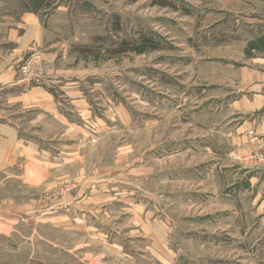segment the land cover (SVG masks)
<instances>
[{"label":"rangeland","instance_id":"374dc122","mask_svg":"<svg viewBox=\"0 0 264 264\" xmlns=\"http://www.w3.org/2000/svg\"><path fill=\"white\" fill-rule=\"evenodd\" d=\"M261 3L0 0L5 22L33 13L43 33L9 87L52 94L67 123L34 126L30 95L0 102L38 149L0 169V264H264L248 181L264 146L241 140L231 106L264 72Z\"/></svg>","mask_w":264,"mask_h":264},{"label":"crops","instance_id":"0c3cea01","mask_svg":"<svg viewBox=\"0 0 264 264\" xmlns=\"http://www.w3.org/2000/svg\"><path fill=\"white\" fill-rule=\"evenodd\" d=\"M260 1L262 5L259 9V16L263 17L264 0ZM5 14L4 12L3 14L0 13V102L4 103L8 99L12 103L15 102L10 107H19L23 98L30 95L34 98L35 108H39L40 114H42L39 118L37 116L35 117L36 120L42 121V123H36L34 126H42L46 120H55L57 123H62L63 125L67 124L64 121L66 117L58 113L60 111V105L56 103L57 101L55 102L52 94L46 92L39 93L37 91L39 87L32 88L30 90L32 93L30 94H28V91H19L17 89L15 90V87H9L12 86L18 77L16 69L19 60L18 56L30 48L32 43L39 42L43 33L35 14L26 12L17 22H14L16 21L14 19L13 21L5 22ZM10 14L13 15V13L9 12L6 15ZM258 21L262 23L264 19L259 18ZM260 36L264 39V33ZM260 51L264 50L260 49ZM262 61L264 63V59ZM249 73L248 79L243 78L244 80L238 88V93L235 95V99L231 104L234 115L239 118L236 131L237 135L241 136V140L245 141L251 135L253 138L256 137L255 141L260 146H264V72L255 69ZM37 96L44 97L38 99ZM4 119L1 115L0 122L4 124L0 126V169L11 167L23 158L30 160V156L34 157L38 153V149L36 150L35 146L24 143L25 140L28 143L27 140L31 137L25 136L24 140L22 138L24 134L20 136V131L17 132L16 128L11 126V124L5 128V123H8V120L4 122ZM25 163L27 165V162ZM33 165L34 168L39 166L37 163ZM248 178L253 191H257L264 202V192H260L264 180V167L255 169ZM238 185L239 182L235 190H240ZM261 195L263 196L261 197Z\"/></svg>","mask_w":264,"mask_h":264},{"label":"trees","instance_id":"16d2710c","mask_svg":"<svg viewBox=\"0 0 264 264\" xmlns=\"http://www.w3.org/2000/svg\"><path fill=\"white\" fill-rule=\"evenodd\" d=\"M151 42H152V39H144V38L142 40L134 42V43L123 41L120 45H118V47H116V48H118L116 52L134 50L137 53H142L145 50H147L148 48H151V47L146 46V45H153V44H151Z\"/></svg>","mask_w":264,"mask_h":264}]
</instances>
